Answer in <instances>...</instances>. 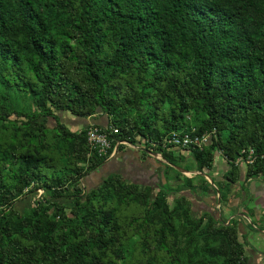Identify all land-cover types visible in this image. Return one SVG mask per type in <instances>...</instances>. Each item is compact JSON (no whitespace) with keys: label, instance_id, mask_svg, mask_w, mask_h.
<instances>
[{"label":"trees","instance_id":"trees-1","mask_svg":"<svg viewBox=\"0 0 264 264\" xmlns=\"http://www.w3.org/2000/svg\"><path fill=\"white\" fill-rule=\"evenodd\" d=\"M60 113L106 115L97 126L118 130L107 154ZM213 130L201 147L161 146L173 131ZM140 140L161 154L167 179L187 159L184 169L203 174L220 151L229 168L219 203L242 149L255 152L244 180L264 178V0H0V264H183L179 219L225 264H247L236 223L193 219L185 196L168 204L165 186L111 174L85 188L118 141ZM197 177L183 187L205 191Z\"/></svg>","mask_w":264,"mask_h":264},{"label":"crops","instance_id":"crops-1","mask_svg":"<svg viewBox=\"0 0 264 264\" xmlns=\"http://www.w3.org/2000/svg\"><path fill=\"white\" fill-rule=\"evenodd\" d=\"M85 127L90 124H96L105 126L108 123V118L104 114H97L92 117L84 118ZM153 152V151H152ZM165 161L159 157V153L154 155L146 152L144 147L140 143H122V146L118 147L115 145L109 157L100 165L97 169L88 173L82 182H88L92 187L97 182L98 177H101V181L111 174H118L128 183H135L139 186H145L152 184L155 186L163 187L167 184V179L164 176L165 172ZM228 169V168H226ZM244 172L240 171L239 179L236 183L232 184L231 192L227 195L224 200V204H219L222 214L225 216L224 221H234L239 231L240 237L244 235L248 236L252 243L255 242L254 247L251 245V249L254 253V260H260L264 262V253L260 252L256 248V244L261 240V235H264V178H254L244 180ZM180 175L181 179L175 181V185L183 187L185 184V178H193L194 185L200 184L201 178L197 177L198 173H193L190 176ZM201 174L202 177V173ZM175 178V177H174ZM91 182V183H90ZM97 184V183H96ZM152 185V186H153ZM206 186V185H205ZM192 191L196 192L200 197L202 190L199 187L183 189L181 193H189ZM208 192V186L206 189ZM207 195L199 199V203L204 206H208L213 209V205L206 203ZM204 200V201H203ZM217 200V199H216ZM250 201V202H248ZM252 204V207L250 206ZM249 207V210L253 211V215L257 217L262 223V227L256 228V225H249L250 223L246 220L245 209ZM244 210V211H242ZM221 214V213H220ZM221 214V215H222ZM251 220V219H250ZM251 222V221H250ZM252 223V222H251Z\"/></svg>","mask_w":264,"mask_h":264},{"label":"rangeland","instance_id":"rangeland-1","mask_svg":"<svg viewBox=\"0 0 264 264\" xmlns=\"http://www.w3.org/2000/svg\"><path fill=\"white\" fill-rule=\"evenodd\" d=\"M59 116H60L61 121L64 122L73 131H79L80 129L84 128L86 125L83 118L74 117L67 113H60ZM49 125L50 126L53 125V120L49 121ZM140 141L138 143L142 144V141L141 142ZM159 157L162 159L160 153H159ZM191 165L192 163L190 159H187L186 161L180 163V166L183 169L186 166L190 167ZM164 166L165 168L167 167L166 165ZM239 166H240L239 170L243 172L245 170V165L241 163ZM226 168H229V165L226 159L218 150H215L214 151V162H213L211 169L206 170L202 175V178L205 179L207 186L209 185L208 192H206L207 190L205 191L202 190V192L200 193V197L198 194L196 195V192L192 191V189H191L190 194L185 193V192L181 193V190L185 188L180 187L179 185L178 186L175 185V181H177L178 179H181V177L180 176L177 177V173L175 172V170L168 169V176L170 178L167 179L165 177L167 179V184L165 185V189L167 192L168 204L173 205L175 200L180 195H183L189 200V204H190L189 214L193 219H196L200 217L201 215H203L205 212H208L212 216H214V218H216L217 221L219 222L224 221L225 216L224 214H222V211H219L221 207H219V204L217 203L218 200H216L218 198V195L215 192V189H216L215 187L216 186L221 187V190L223 191L222 193L224 194L223 188L225 187L223 186L224 184L225 186H227L226 185L227 182L224 178L225 173L227 171ZM194 171H196V169L194 167L193 168L191 167V170L189 172H182V173L184 176H190V175H193ZM101 179H102L101 177H98L97 182H95L93 186L94 185L97 186L98 184H100L102 182ZM91 184H90V187H92ZM83 185L85 186V188L87 189L89 188L87 181L84 182ZM152 185L151 187L154 188L153 192H155L159 186L154 187V185L153 186ZM231 185L232 184H229L227 187V189L230 192L232 188ZM206 194H209V195H207L208 197L205 201L206 203L213 205V209H211L208 206L203 207V205L199 203V200H201L199 198L206 196ZM41 196H42V190H36V191L29 192L15 202V207L17 210H19V212L22 213L26 209L28 210L30 206L35 202V200L40 198ZM59 201L60 203L70 205L72 203V198L64 197V198H60ZM220 204H224L223 199L221 200ZM250 206L252 207V204H250ZM245 211H246L245 216L247 217L246 220H248V222L250 223L249 225L251 227L254 224L256 225L257 229L262 227L261 221H259L257 217L253 215V211L249 210V207L246 208ZM177 227H178L177 228L178 229V241L176 244V249L178 251L177 256L178 258H180L183 264H225L222 257L214 253L213 250H210L209 245L213 244L212 243L213 241H211L209 238H202L199 235H194V236L191 235L190 226H188L189 227L188 228L185 225L184 220L182 219H179L177 221ZM240 240L244 245V255L246 257V263L247 264H264L263 261L260 262V260H257V259L254 260V253H253V250L251 249L252 248L251 245L255 244V242L252 243L249 237L246 235H244V237L241 236ZM256 248L260 252L264 253V235H261V240L259 241L258 244H256Z\"/></svg>","mask_w":264,"mask_h":264},{"label":"built area","instance_id":"built-area-1","mask_svg":"<svg viewBox=\"0 0 264 264\" xmlns=\"http://www.w3.org/2000/svg\"><path fill=\"white\" fill-rule=\"evenodd\" d=\"M117 132L118 130L114 127L110 128L108 132H105L102 130V128H100L96 124H90L87 126V131H86L87 143L90 149L96 151L99 156L106 155L108 149L111 146L109 135ZM212 136H215L214 130L201 135L190 134L187 132L182 133L180 131H173L164 138L161 146L164 147L166 145H171L175 147H187V146L201 147L203 144L209 143L210 138ZM122 143H126V141H118L116 143V146ZM241 153L242 155L235 161L236 164L242 163L244 165H247L253 163L255 159V152L253 148L249 147L247 150L242 149Z\"/></svg>","mask_w":264,"mask_h":264},{"label":"water","instance_id":"water-1","mask_svg":"<svg viewBox=\"0 0 264 264\" xmlns=\"http://www.w3.org/2000/svg\"><path fill=\"white\" fill-rule=\"evenodd\" d=\"M146 152H148V153H150V154H152V155H154V154H156L155 152H152V151H150V150H145ZM165 161V160H164ZM177 170H179L180 172H189V171H187V170H184L183 168H181V167H179V166H174ZM193 173V172H192ZM194 173H200V172H198V171H194ZM216 194L218 195L219 193H218V191H216ZM219 202V201H218Z\"/></svg>","mask_w":264,"mask_h":264}]
</instances>
